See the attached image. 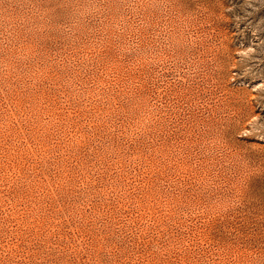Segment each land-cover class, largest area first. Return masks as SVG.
<instances>
[{
	"label": "rangeland",
	"instance_id": "1",
	"mask_svg": "<svg viewBox=\"0 0 264 264\" xmlns=\"http://www.w3.org/2000/svg\"><path fill=\"white\" fill-rule=\"evenodd\" d=\"M0 264H264V0H0Z\"/></svg>",
	"mask_w": 264,
	"mask_h": 264
}]
</instances>
